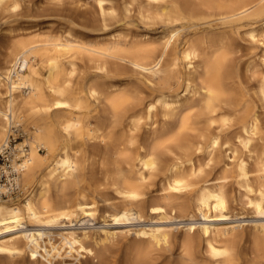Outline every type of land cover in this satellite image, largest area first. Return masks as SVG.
<instances>
[{
    "label": "bare ground",
    "instance_id": "6f19581e",
    "mask_svg": "<svg viewBox=\"0 0 264 264\" xmlns=\"http://www.w3.org/2000/svg\"><path fill=\"white\" fill-rule=\"evenodd\" d=\"M95 1V25L120 22L128 34L100 43L71 30L0 31V145L12 126L22 133V193L0 199V264H69L93 251L88 238L120 233L88 225L133 223L149 209L203 220L176 227L167 263L157 251L174 227L157 224L128 228L140 240L100 264H264V219L252 236L225 221L228 179L242 189L243 209L264 215V0ZM135 5L146 32L132 29ZM242 32L258 50L241 52ZM156 176L163 193L151 197Z\"/></svg>",
    "mask_w": 264,
    "mask_h": 264
},
{
    "label": "rangeland",
    "instance_id": "374dc122",
    "mask_svg": "<svg viewBox=\"0 0 264 264\" xmlns=\"http://www.w3.org/2000/svg\"><path fill=\"white\" fill-rule=\"evenodd\" d=\"M14 3L18 4L16 9H13ZM137 9V5L132 8L131 26L133 31L137 29V26H139V21L136 15ZM96 17L97 4L95 0H10L0 7V31L3 33H10V28H13L17 30L15 32L20 31L29 34L41 33L43 35H64L71 30L76 39L85 41L97 40L100 43L106 42L108 38L114 34H128L129 32V29L120 22L113 23L110 26V29H99L98 26L95 25ZM138 28L141 33L146 32L142 25ZM149 34L154 38H159L161 36V29H153L149 32ZM237 37L236 39L237 42H239V47H241V52L247 53L257 49L255 43L251 41L248 33L242 32ZM5 42L6 38L2 37L1 44L4 45ZM259 110L261 112V120L263 121L262 127L264 132V108H260ZM257 143L259 148H261V146L264 147V135L261 139L257 140ZM41 151L43 152V150ZM223 159H225L223 154L217 153V160L221 161H219L220 165L215 169L216 171H218L220 166H222ZM206 160V158L201 157L200 163L204 164ZM230 160L231 159H228V161ZM101 167L102 166L98 163L95 165L96 170L99 172L101 171ZM159 178L160 176L152 178V181L157 182V185L151 187V193L149 194L151 197H157L163 193L162 190L158 189ZM228 181L229 183L227 184V189L231 199H233L231 200L233 203L231 202V214L225 221L244 225L243 232L247 235L249 234L248 236H252L254 233L252 226L263 220L264 215H256L251 212V210L248 212L247 207H250L249 204H246V208L244 207L245 209H243L246 202L243 200L245 195L242 193V189L239 188L238 184L232 179H228ZM107 191L110 195H112V200L117 201V198H113L114 192L110 187ZM19 196H16L14 200L18 199ZM103 204L104 202H100L101 206H104ZM242 209L243 212L240 211ZM167 215L169 216L170 212ZM202 220L203 218L200 215L195 216L192 219L182 218L180 216L160 219L157 212L149 209L146 216L142 220L133 223L97 221L96 223L88 225V229L97 230L106 224V227L118 230L120 233L115 238L103 242H94L91 238H88V243L93 248V251L90 253L82 251V254L74 253L73 257H67L66 261L69 264H100L101 259L105 255H109L111 253H120L122 255L124 250L140 240L134 235L133 231L128 232V228L169 224L174 227L171 243L169 246L162 247L157 251L158 260H162V263H167L173 257V252L178 251V236L182 233L176 231V227L181 228L191 223L198 225ZM213 222L220 221L214 220ZM41 228L47 229L48 227L44 225ZM55 229L56 228H51V230ZM52 261L55 262V264H62L59 258L53 259ZM36 264H49V262L44 258H40V261Z\"/></svg>",
    "mask_w": 264,
    "mask_h": 264
},
{
    "label": "built area",
    "instance_id": "2783aa9c",
    "mask_svg": "<svg viewBox=\"0 0 264 264\" xmlns=\"http://www.w3.org/2000/svg\"><path fill=\"white\" fill-rule=\"evenodd\" d=\"M20 139L21 131L17 126H12L7 138L0 145V199L13 198L22 193L19 182L22 157L15 155Z\"/></svg>",
    "mask_w": 264,
    "mask_h": 264
}]
</instances>
